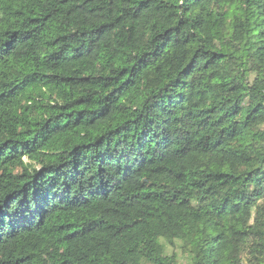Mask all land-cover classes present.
Wrapping results in <instances>:
<instances>
[{
	"label": "trees",
	"instance_id": "trees-1",
	"mask_svg": "<svg viewBox=\"0 0 264 264\" xmlns=\"http://www.w3.org/2000/svg\"><path fill=\"white\" fill-rule=\"evenodd\" d=\"M0 264H264V0H0Z\"/></svg>",
	"mask_w": 264,
	"mask_h": 264
},
{
	"label": "rangeland",
	"instance_id": "rangeland-1",
	"mask_svg": "<svg viewBox=\"0 0 264 264\" xmlns=\"http://www.w3.org/2000/svg\"><path fill=\"white\" fill-rule=\"evenodd\" d=\"M237 244H238L237 237L232 233L227 234V242L224 249V257H223L224 260L229 261L231 259L232 255L237 250Z\"/></svg>",
	"mask_w": 264,
	"mask_h": 264
}]
</instances>
